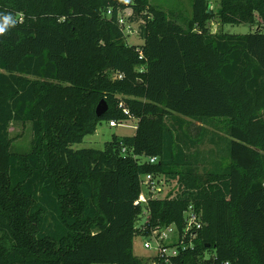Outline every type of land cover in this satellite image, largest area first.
<instances>
[{"label": "trees", "instance_id": "trees-1", "mask_svg": "<svg viewBox=\"0 0 264 264\" xmlns=\"http://www.w3.org/2000/svg\"><path fill=\"white\" fill-rule=\"evenodd\" d=\"M210 7L191 0L185 17L150 0H0V14L22 18L0 35V264H146L133 251L146 175L175 182L148 202L147 228L181 227L193 206L203 227L190 260L264 264V33L207 29L264 23V0ZM125 11L141 46L126 43ZM131 120V137L71 148ZM12 123L31 126L26 154L10 150Z\"/></svg>", "mask_w": 264, "mask_h": 264}, {"label": "rangeland", "instance_id": "rangeland-1", "mask_svg": "<svg viewBox=\"0 0 264 264\" xmlns=\"http://www.w3.org/2000/svg\"><path fill=\"white\" fill-rule=\"evenodd\" d=\"M219 0H208L211 4L210 9L213 12L217 11V4ZM153 6L161 8L163 11H174L183 14L187 17L191 14V0H150ZM130 11H125L120 18L123 20V30L126 36V43L130 46H141L143 45V40L139 36L138 32V23H130L127 18L130 16ZM126 19V21H125ZM207 29L212 34H231V35H244L253 33L255 31H262L264 33V23L258 22L256 26L250 27L245 24L240 25H222L219 23L217 18L212 19L207 24ZM136 126V121L131 120L118 124L117 127L111 128L107 122L100 123L95 133L92 136L86 137L82 143L73 145L71 148L73 150H82V149H93V150H103L106 143L110 142L113 136L117 137H131L134 135ZM200 127L199 123L193 122L189 129L191 130V135L196 136L198 129ZM9 136L12 140L11 143V152L17 154H26L30 150L31 140H32V131L30 124H21V123H12L9 126ZM212 146L207 144V139L203 141V149H208ZM141 162H144V159L141 158ZM203 169L199 171L202 172ZM163 183L164 186H161V193L157 196L158 198H164L166 194L174 189L173 181H168ZM133 251L134 255L138 258H147V253L144 252L141 248V239L134 238L133 241Z\"/></svg>", "mask_w": 264, "mask_h": 264}, {"label": "built area", "instance_id": "built-area-1", "mask_svg": "<svg viewBox=\"0 0 264 264\" xmlns=\"http://www.w3.org/2000/svg\"><path fill=\"white\" fill-rule=\"evenodd\" d=\"M119 24L123 25L122 18H119ZM139 59H142L141 53ZM121 78L118 76V79ZM117 125L116 122H109L111 128H115ZM147 162L151 165L156 164L157 158H149ZM165 182L162 177L153 175L141 177V192L134 202V206L143 208L141 220L136 224V229L139 232L136 237L141 239V248L147 253L146 264H229L228 262H219L215 254L209 252L190 260L188 255L194 251L198 233L203 227L201 216L193 206H189L183 213L181 227L171 224L147 228L149 211L145 208L150 200L163 199L157 196L161 193V186H164Z\"/></svg>", "mask_w": 264, "mask_h": 264}, {"label": "clouds", "instance_id": "clouds-1", "mask_svg": "<svg viewBox=\"0 0 264 264\" xmlns=\"http://www.w3.org/2000/svg\"><path fill=\"white\" fill-rule=\"evenodd\" d=\"M18 20H22V18H14L11 14H0V35L14 27Z\"/></svg>", "mask_w": 264, "mask_h": 264}, {"label": "water", "instance_id": "water-1", "mask_svg": "<svg viewBox=\"0 0 264 264\" xmlns=\"http://www.w3.org/2000/svg\"><path fill=\"white\" fill-rule=\"evenodd\" d=\"M108 110V107L104 101H100L96 107L95 114L98 118H101Z\"/></svg>", "mask_w": 264, "mask_h": 264}, {"label": "crops", "instance_id": "crops-1", "mask_svg": "<svg viewBox=\"0 0 264 264\" xmlns=\"http://www.w3.org/2000/svg\"><path fill=\"white\" fill-rule=\"evenodd\" d=\"M136 129V126L134 127V130Z\"/></svg>", "mask_w": 264, "mask_h": 264}]
</instances>
